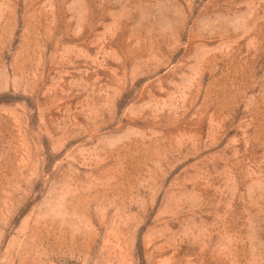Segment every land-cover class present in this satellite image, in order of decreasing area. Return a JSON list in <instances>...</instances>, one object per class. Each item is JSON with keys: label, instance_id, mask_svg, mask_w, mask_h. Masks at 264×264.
<instances>
[{"label": "rangeland", "instance_id": "374dc122", "mask_svg": "<svg viewBox=\"0 0 264 264\" xmlns=\"http://www.w3.org/2000/svg\"><path fill=\"white\" fill-rule=\"evenodd\" d=\"M0 264H264V0H0Z\"/></svg>", "mask_w": 264, "mask_h": 264}]
</instances>
